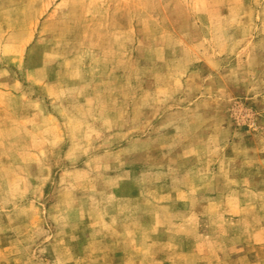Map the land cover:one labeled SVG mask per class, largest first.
Wrapping results in <instances>:
<instances>
[{
    "label": "rangeland",
    "instance_id": "rangeland-1",
    "mask_svg": "<svg viewBox=\"0 0 264 264\" xmlns=\"http://www.w3.org/2000/svg\"><path fill=\"white\" fill-rule=\"evenodd\" d=\"M0 264H264V0H0Z\"/></svg>",
    "mask_w": 264,
    "mask_h": 264
}]
</instances>
